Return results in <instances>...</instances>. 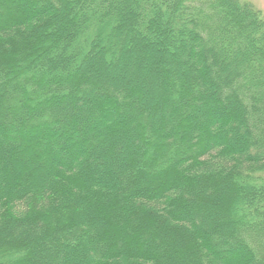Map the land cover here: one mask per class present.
<instances>
[{"label":"trees","instance_id":"trees-1","mask_svg":"<svg viewBox=\"0 0 264 264\" xmlns=\"http://www.w3.org/2000/svg\"><path fill=\"white\" fill-rule=\"evenodd\" d=\"M0 264H264L262 11L0 0Z\"/></svg>","mask_w":264,"mask_h":264},{"label":"rangeland","instance_id":"rangeland-1","mask_svg":"<svg viewBox=\"0 0 264 264\" xmlns=\"http://www.w3.org/2000/svg\"><path fill=\"white\" fill-rule=\"evenodd\" d=\"M241 1H245V2H250L251 4H253L255 7L259 8L262 13L264 14V0H241ZM134 61V60H133ZM148 60H146L144 57H138L136 59L135 64L139 65V67H141V65L143 64H148V66L146 65V67L148 68V83L147 86H149V88L152 87H156L155 84L157 83V75L154 72L155 67L157 66L156 62H155V58H153L152 62L147 63ZM134 64V62H133ZM132 72V70H130Z\"/></svg>","mask_w":264,"mask_h":264}]
</instances>
